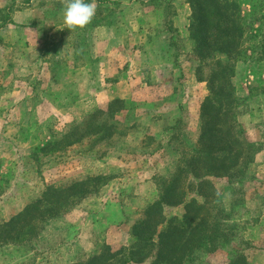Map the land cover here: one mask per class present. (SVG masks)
<instances>
[{
    "label": "rangeland",
    "instance_id": "obj_1",
    "mask_svg": "<svg viewBox=\"0 0 264 264\" xmlns=\"http://www.w3.org/2000/svg\"><path fill=\"white\" fill-rule=\"evenodd\" d=\"M127 1L105 0L101 5L95 2L102 13L98 17L101 26L112 27L111 32L116 34V41L109 43L108 29L94 33L91 24L73 32L64 28L60 0H0V9L7 8L5 12L13 17L12 23L0 26V225L41 198L49 186L66 187L100 176L95 182L98 186L76 197L69 209L55 208L40 216L32 234L16 242H0V264H73L104 243L123 251L117 258L120 264L135 240L129 235V221L141 213L146 198L155 191L154 185L143 190L132 185L149 174H155L156 186L165 178L159 174V166L170 158H151L149 168L143 171L147 158L140 155V150L156 148L158 143L151 139L152 134L171 128L160 117V122L156 117L152 124L143 123L142 118L156 114L154 110H142L144 102H157L169 94L144 86L145 75L140 71L164 72L170 90L181 72L174 67L178 72L174 77L170 59L154 63L153 67L148 61L150 56L141 54L137 14L130 11L127 21L123 10ZM170 3L149 0L148 5L166 7ZM244 9L250 10V6ZM155 14L154 11L152 15ZM177 42L185 84L191 88L197 84L193 74L199 61L186 39ZM263 42L264 30L254 45L246 42L247 56L258 54ZM238 70L235 84L245 93L247 85L262 82V92L253 94L251 100L241 97L243 93L237 89L241 99L236 115L239 131L253 144L264 143V61L239 62ZM124 73L130 79L127 84L138 88L128 99L131 109L103 121L114 127L112 134L105 135V127H94L102 125L101 120L90 126V115L99 108L107 109L116 86L124 90L117 84L120 79L114 80ZM189 94L180 95L184 105ZM182 110L183 122L171 134L180 131L185 144L194 147L199 126L192 123L191 108ZM257 158L248 163L243 186L232 194L235 207L229 218L236 225L239 242L243 240L241 247L250 264H264V152ZM213 180L224 195L222 208L227 216L232 199L230 191L222 188L227 181ZM127 207L132 210L129 214ZM169 210L170 215L183 212L181 207ZM107 216L114 224L106 222ZM225 254L201 253L192 264H223Z\"/></svg>",
    "mask_w": 264,
    "mask_h": 264
},
{
    "label": "trees",
    "instance_id": "obj_2",
    "mask_svg": "<svg viewBox=\"0 0 264 264\" xmlns=\"http://www.w3.org/2000/svg\"><path fill=\"white\" fill-rule=\"evenodd\" d=\"M95 2L101 5L105 0ZM188 2L191 7L189 37L199 61L196 77L206 82L208 88V95L200 106L199 136L195 146L188 147L183 133L178 131L181 142L174 145L180 152L177 169L170 177L157 182L159 197L130 227L129 235L135 240L120 264H192L201 253L215 255L220 251L226 253L223 264H249L241 247L243 240L239 242L236 225L229 222L231 214L226 216L221 205L222 195L212 178L228 177L231 183L235 182L245 175L258 148V144L247 141L239 131L236 115L241 99L234 78L239 62L264 61V42L254 56L248 57L245 47L247 41L254 45L264 30V0ZM245 5L250 10H245ZM6 9H0L1 27L13 22L12 13L5 12ZM100 13L97 8L90 23L92 29L101 26ZM260 85L262 82L241 97L251 100L253 94L262 92ZM131 106L129 100L114 98L106 110L99 108L92 112L90 126L101 120L102 125L94 126L95 130L105 127V135L112 134L114 127L103 121L116 118ZM99 177L90 176L66 187L49 186L41 198L0 225V242H16L32 234L40 216L52 213L55 208L69 209L74 199L98 186L95 182ZM179 206L183 207L181 214L166 213L168 208ZM122 252L104 243L99 250L73 264H117Z\"/></svg>",
    "mask_w": 264,
    "mask_h": 264
},
{
    "label": "crops",
    "instance_id": "obj_3",
    "mask_svg": "<svg viewBox=\"0 0 264 264\" xmlns=\"http://www.w3.org/2000/svg\"><path fill=\"white\" fill-rule=\"evenodd\" d=\"M168 1L171 3L168 4L166 7L165 6L152 7L148 5L149 0H128L126 2L127 4L123 8L125 13L127 14V21H128V13L132 14L133 12L137 14L135 17L138 20L137 21V25H138L137 32L139 33L138 36L140 37L139 43L141 42L142 44L140 52L142 55L148 54L150 56L148 58V61H150V64L152 65L157 62L165 63L166 62L165 60L170 59V64H172L171 70H174V67H175V68H178L177 70L179 72H181L180 76H178V79H180L182 83L180 82V84H178L179 81L178 79H176L175 82H172L173 86H172V89L170 90L168 84L164 80V78L168 75L165 76L164 72L160 70L155 72L156 70L153 71L154 69H152L151 71H148L147 69H143L140 71L142 76L145 75L143 78V79H146V83H144V86L152 88L151 89L152 91L160 90V91H163L164 93L167 92L169 94L167 96H164V98L158 100L157 102H154V101L144 102V105H143L144 109L142 110H145V109L154 110L156 114L155 115L152 114L147 118L146 117L142 118L143 123L152 124V121H154V118L156 117L158 118V122H160L159 121V117H160V120L161 119H163V121L167 120L171 128L168 127L167 129H164L162 132L152 134L153 136L151 137V139L154 142L156 141L158 143V146L156 148H154L153 150H149L148 147H145L147 148L146 150L144 148L140 150L141 151L140 155H143L144 158H147L143 171L149 168V164H147V162L151 158L152 159L162 158L163 156L170 158V159H167L164 163H162L159 166L161 167L159 174L165 178H168L172 174H174V172L177 169V164H178V160L180 157V152L175 149L174 145L178 141L181 142V138H180L179 133L171 134L174 131L173 126H180V124H182L183 122L182 114L184 112L182 109L185 110L188 108L189 110V108H191L192 109V112H191L192 113L191 115L192 123H194V125L195 124L198 125L199 130H200V106L203 100L205 99V97L208 95V88H207L206 82L198 80L196 77V72L193 75H194V80L196 81L197 84L196 85L192 84L191 88L186 86L185 83L187 79L184 74V71L182 70V67H180V64H179L182 59L181 51H177L175 47L176 44H178L177 42L178 39L180 40L186 39L188 44L191 45V51L194 49V42L190 39L189 30H188L189 17L191 15L190 4L188 0H168ZM136 3L138 4V6H136L137 5ZM154 11L156 12V14L152 15ZM101 29H106V30L108 29V32H110V35L108 37L110 41L109 43H112L113 40L116 41V34L114 32L113 33L111 32V30L113 29L112 27L97 26L94 28V33L95 31H99ZM134 30L136 29L134 28ZM152 66L154 67V65ZM175 73H178V72L174 70V77H175ZM238 74H239V70L237 71L236 76H238ZM115 77L116 79L114 80L120 79V81H118L117 84L120 83L122 87L124 86V90L123 89L119 90L120 86L118 89H117L118 86H116L115 90L113 91L114 96H112L110 100L114 98H121V99L128 100L131 97L132 93H134L136 89L138 88L137 85L132 83L133 85L131 84L129 86L127 83H129L130 79H129V76L126 75L125 73L122 76H115ZM188 77L190 78L189 75ZM235 78H234V82H236ZM256 85H258V83H253L249 86L247 85L246 87L247 93H245L244 88L240 87L239 85L238 86L236 85V86H237V89L242 91L243 93L242 95L244 96V95L249 94L250 89L255 87ZM182 94H189L188 95L189 100L187 104L185 103V105L183 101L180 99V95ZM169 96H174V97L170 99L168 98ZM172 99H174L175 103H172ZM171 107H172L171 110H173L172 112L166 111V110H170ZM145 113L147 112L144 111L143 114ZM198 136H199V131H198L197 138ZM258 144H259V147L255 149V153L253 155V160L251 161V163H254L256 159H258L257 157L259 156V154L264 152V143L258 142ZM191 146L193 147V145ZM249 168L250 166L247 165L246 173L244 177H242L243 179L235 180V182L233 183L230 182L228 177H217V178H221L227 181L226 185L222 188L230 191L228 193L231 194L232 196V194L235 193L236 188L238 189L243 186V181H244V178L246 177V174ZM154 177H155V174H149L148 176H145L144 179L136 180L138 184L134 183L132 185V188L138 189L140 187L142 190L144 188L152 189L154 185L155 191H152V194L150 193L149 197L146 198L147 203L145 204L144 208H141L139 210V212H141L140 214H138L139 217L136 216L138 218L135 217L132 221H129V224H131V226L136 220H138L142 216L143 211L159 197L158 186H156L155 184ZM257 178L261 179V176L258 174ZM214 183H215L217 190L221 191L218 184H216L217 182L215 181ZM223 203H224V195L221 196V205H223ZM229 205L231 207H230V212L228 213V215L231 214V210L233 209L232 206L235 205L233 196H232V199ZM179 207L183 208L182 206H179ZM175 208H178V207H175ZM169 209L170 208L166 210V213L168 215H170ZM125 211L127 214H129L132 210L127 207ZM171 214H177V213H171ZM131 215H133V212L131 213ZM110 219H111V216H107L106 222L108 221V223H111L112 221L110 222ZM112 224L114 223L112 222ZM243 252L246 254L248 258V262L250 264L249 256L246 253V250H244Z\"/></svg>",
    "mask_w": 264,
    "mask_h": 264
},
{
    "label": "clouds",
    "instance_id": "obj_4",
    "mask_svg": "<svg viewBox=\"0 0 264 264\" xmlns=\"http://www.w3.org/2000/svg\"><path fill=\"white\" fill-rule=\"evenodd\" d=\"M60 3L63 6L64 28L69 32L84 29L95 17L97 9L95 0L91 3H87L85 0H60Z\"/></svg>",
    "mask_w": 264,
    "mask_h": 264
}]
</instances>
